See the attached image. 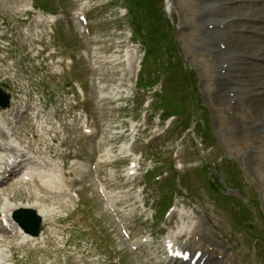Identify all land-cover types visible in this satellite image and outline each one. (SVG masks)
<instances>
[{"label":"rangeland","instance_id":"374dc122","mask_svg":"<svg viewBox=\"0 0 264 264\" xmlns=\"http://www.w3.org/2000/svg\"><path fill=\"white\" fill-rule=\"evenodd\" d=\"M200 3V0H0V88L12 97L10 107L12 104L13 108L19 105L35 106L48 122H53V115L58 113L56 116L59 120H56L55 124H59L64 123V115L70 108H67L65 103L79 100L77 85L69 84L65 87V81L76 75L85 93V97L78 103L79 107L96 116L105 133V139L108 143L116 145L113 149L116 151L124 139V134L120 138V132L126 131L130 121L129 115L136 113L131 109V105L133 102L136 108L137 100L131 98L127 100L125 96L137 78L136 83L140 89L156 91L159 95L156 101L150 93L140 92L143 101L151 99L153 103L150 108L149 124L156 123L159 116H177L172 117L170 126L174 131H167L165 135L170 141L169 148L167 146L164 150L166 156L163 162L166 164L170 160L174 163L173 155L176 156V162H184L183 169L189 172L192 194L204 200L208 191L206 204L215 209L212 203L217 196L212 197L210 194L221 192V188L217 186L219 181L213 182L214 187H210L211 182L208 178L214 179L215 175L212 172L215 173V168L212 166L210 170H204V157L208 158L207 165H212L223 158L224 171L231 177L238 176L232 180L239 181L241 187L249 185V194L244 196L242 204L249 199L246 207L253 220L261 225L258 213L261 212L264 217V152H262L264 131L257 129L256 126L252 130L246 117L253 111H258L254 107L257 101L249 102L246 98H240L243 104L235 111L227 103L219 104L217 100L212 101L209 98L214 97L209 90L217 85L210 80L208 74L216 72L209 71L217 70L216 64L220 63L210 53L208 40L212 35L208 34L200 18L202 10ZM260 5L253 9L264 11V3ZM85 8L92 9V14L89 15L91 18L89 29L93 33L94 45L93 57L88 56L91 58L82 60L79 53L82 49L86 50L85 41L80 36L74 19L71 20L69 15H76L77 11ZM227 8L232 10L229 5ZM42 10L63 15L61 20L52 25L35 24L38 14H45ZM121 13L125 15L120 17L118 14ZM64 15L67 16V21ZM228 15L233 16L230 13ZM230 24L228 28L234 32H227L226 35L232 37V43L238 49L247 48L250 44L253 46L262 44L260 39L252 40L248 36L240 35L250 33L248 30L240 32L234 29L233 21H230ZM260 35L264 36L262 33ZM225 43L227 45V42ZM209 54L212 59L208 57ZM134 56H137L139 65H134L133 69L131 63ZM68 58L72 60L73 65L68 72H63L60 61L65 59L68 62ZM242 61L244 68L242 74L245 77L242 75L236 80H244L248 76L264 78V64H260L261 59L248 56L243 57ZM140 66L142 72L136 77ZM132 70L137 72L132 73ZM136 91L137 89L134 90V94ZM256 91L259 95L264 93L263 88ZM99 96L101 102L97 100ZM140 100L141 97L138 101ZM99 103L103 105L98 107ZM124 104H127L125 108ZM244 104L247 105V109ZM214 107L226 111L217 112L216 109H211ZM6 113L0 110V117H4ZM236 115L238 117H233V122L240 123L238 129L235 125H230L228 132L222 127L219 128L220 121L225 124ZM153 118L155 122H152ZM204 119H206L204 127L210 139V143H206L205 147H213L210 153H207L206 149L198 150L192 142L193 134L186 133L190 130L186 127L193 125L194 120L203 122ZM91 120H94V117ZM20 124L23 126L20 132L22 139L26 137L35 147H42L53 154L51 147L45 145L50 137L48 134L28 131L25 129L27 126L24 121L20 119L15 121L17 127ZM247 125L253 134L258 133L260 136L258 139L251 138V144L249 143L251 132ZM158 127L163 129L161 124ZM217 130L220 131V135H217L219 134ZM253 143L257 144L252 145ZM253 150L258 153L252 154ZM117 152H112L114 157ZM149 153L147 150V155ZM225 161H229L231 165L225 164ZM163 162L161 165H164ZM146 165H149V162H146ZM110 166L116 167V164L112 163ZM109 172L113 173L114 169H110ZM229 176L226 177L228 185ZM8 188L0 189V211L11 205L13 208L44 205L50 211L57 213L65 211L71 224V231L69 232V229L66 231L63 242L67 239L70 246L67 245L64 249L58 245L52 246L53 237L60 231L63 233V228L56 224L54 232L48 238L50 244L47 243V247L46 245L41 248L22 247L18 246V240L10 238L0 241V264H113L111 259L114 252H118L120 257L124 256L125 264H135L122 247L109 217L104 215L101 207L96 206L98 202L92 199L95 195L92 189L81 194L82 201L79 205L74 202L75 206L72 207L73 202L63 199L69 197L58 196L56 193H54L56 195L38 193L31 187L10 190ZM222 189H225V186ZM182 191L189 193V188ZM2 193H7V200ZM135 194L140 192L137 190ZM157 194L158 206L165 194L162 191ZM177 194L179 192L174 195ZM220 214L228 217L226 212ZM231 230L230 226L226 227L227 232ZM73 245L76 255L71 256ZM12 250L17 251V258L8 257ZM83 250L90 258L95 259L87 261ZM99 253L109 256V261L103 263L102 260L106 256Z\"/></svg>","mask_w":264,"mask_h":264},{"label":"bare ground","instance_id":"6f19581e","mask_svg":"<svg viewBox=\"0 0 264 264\" xmlns=\"http://www.w3.org/2000/svg\"><path fill=\"white\" fill-rule=\"evenodd\" d=\"M200 2H201L200 6L202 9L199 14L200 18H202L205 24V29L207 30L208 34L212 35L210 37V40H208V47L210 48V53L213 56V58L215 59L217 58V61L220 63V65L216 64L217 70L209 71V72L216 71L211 75L208 74V77L210 78L212 82H215L217 86L213 87L214 89L212 88V90H209L210 91L209 93H212L214 97L212 96L213 98H211L209 95L208 96L211 100L212 99L217 100L219 104L221 103H227L228 105L230 104L232 108L236 109V111L241 106V104H243V100L240 101L239 100L240 98L241 99L246 98L247 101L249 102L257 101L254 107L257 108L258 111H253L251 114H248L246 117L247 119H249L251 129L254 126H256L257 129H261L264 131V109H262V104L264 103L263 102L264 100H262L264 98V93L262 95H259L258 92L256 91V89H258V91L261 88L264 89V78L259 79L256 76H248L244 80H236L237 78H241L242 75L243 77H245V75L242 74V72L244 71L243 61H242L243 57L247 58L248 56H252L254 58L261 59V61L264 63V40L263 41L261 40L262 44H259L256 46H253L252 44H250L248 45L247 48L238 49L235 46V44L232 43V37L226 35L227 32H230V31L234 32L233 30L228 28L231 25L230 21H233V27L235 30H238L240 32L248 30L250 32V33H241L240 34L241 36H244V34H254V33L264 34V27H261L258 25L261 21H264V11H262V9L261 10H258L256 8L253 9V7H259L260 4L264 3V0H200ZM249 2L253 6H249L248 5ZM237 3H240V5H238ZM227 5H229L232 8V10L227 8ZM263 10H264V6H263ZM228 13L233 14V16L228 15ZM49 17H51L50 20H54L52 16H49ZM234 37H239V36L234 35ZM250 39L254 40V38H250ZM225 42H227V45ZM255 43H257L256 40H255ZM136 57L137 56H134L132 59L131 66L133 69H134V65L135 66L139 65V60L138 58L136 59ZM208 57L211 58L210 54L208 55ZM135 60L137 62H135ZM210 65H208V67H210ZM250 67H253V66H250ZM133 72L136 73L137 71L132 70V73ZM234 74H238V75H234ZM223 91H226V93H223ZM259 96H262V97H259ZM244 105L247 107L246 104ZM215 109L217 110L219 108L215 107ZM234 118H237V117H234ZM230 125H233V126L235 125L237 126V128L240 127V123L238 124V122L231 123L227 121L221 127L222 129L223 127L224 129H227L225 131L228 132L229 131L228 128ZM247 127L251 132L250 127L248 125ZM257 135L258 133L255 135L251 132V137L249 138L250 144H251V140H250L251 138L258 139L260 137L259 135L258 136ZM260 141L261 140H259V142ZM262 141H263V148H264V140ZM256 144L257 143H253L252 145H256ZM253 148L256 149V147L254 146ZM262 152H264V150ZM52 176L55 177V174L53 173ZM52 176H49L46 179V181L54 183ZM10 188H13V187H10ZM10 188L8 189L10 190ZM7 193H2L4 194L3 196L5 197L6 200H7V195H6ZM52 193H57L56 187L52 189ZM11 206L7 207L6 210H3V211L8 212L6 216H4V218L9 217V213L13 209V207ZM33 207L29 205V208H33ZM35 208L33 209H35L36 212L40 216H42L43 219H46L48 217L47 214L50 215V213L52 212L48 208H46L44 205H38ZM19 231L22 234L21 240L23 241L29 240V241H33L34 243L40 242V237L31 238L29 237L30 235L25 234L20 229ZM203 233L204 232L200 228V225H196L191 230L192 236L197 235V234H203ZM194 243L196 244L198 248L202 249L203 251L208 250V247L203 245L201 242H194ZM209 256H215V252L210 250ZM222 257L226 259L228 258V257H225L224 255ZM226 263H228V261H226ZM216 264H224V263H220L216 261ZM230 264H233V263H230Z\"/></svg>","mask_w":264,"mask_h":264},{"label":"water","instance_id":"95a60500","mask_svg":"<svg viewBox=\"0 0 264 264\" xmlns=\"http://www.w3.org/2000/svg\"><path fill=\"white\" fill-rule=\"evenodd\" d=\"M0 95L3 96V100H0V105L2 107H5L8 105V95L6 94H3L1 89H0ZM21 214L20 216L18 217H22L23 219L19 218V221L21 223V225L25 228L26 227V223H28V220L31 221V218L34 214V212L32 210H20L17 215ZM38 224H39V218L37 217V224H36V227H35V231L33 230V234H37V231H38ZM29 229V228H26V230ZM31 232V230H30Z\"/></svg>","mask_w":264,"mask_h":264}]
</instances>
